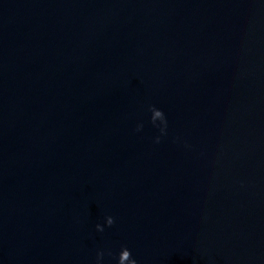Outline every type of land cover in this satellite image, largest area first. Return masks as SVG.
<instances>
[{
    "label": "water",
    "instance_id": "obj_1",
    "mask_svg": "<svg viewBox=\"0 0 264 264\" xmlns=\"http://www.w3.org/2000/svg\"><path fill=\"white\" fill-rule=\"evenodd\" d=\"M132 257L264 264V0H0V264Z\"/></svg>",
    "mask_w": 264,
    "mask_h": 264
},
{
    "label": "clouds",
    "instance_id": "obj_2",
    "mask_svg": "<svg viewBox=\"0 0 264 264\" xmlns=\"http://www.w3.org/2000/svg\"><path fill=\"white\" fill-rule=\"evenodd\" d=\"M157 115H161L164 116V111L162 109H158L157 110ZM167 127V118L165 117V128ZM157 141H159V137H157ZM115 222V218L112 215H108L107 216V224L109 226L113 225ZM96 229L100 232L104 231V227L103 225L97 224L96 225ZM124 251H128L129 253H131V249H129L127 246L123 247L122 250L119 253V257L121 256V254ZM104 255L103 251H101L100 253H98V259L100 257H102ZM120 264H123V261H120ZM130 264H137V260L135 258L132 257V261L130 262Z\"/></svg>",
    "mask_w": 264,
    "mask_h": 264
}]
</instances>
